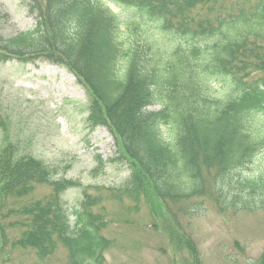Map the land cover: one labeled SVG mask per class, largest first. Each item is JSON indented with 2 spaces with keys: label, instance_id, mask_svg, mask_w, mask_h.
Listing matches in <instances>:
<instances>
[{
  "label": "trees",
  "instance_id": "16d2710c",
  "mask_svg": "<svg viewBox=\"0 0 264 264\" xmlns=\"http://www.w3.org/2000/svg\"><path fill=\"white\" fill-rule=\"evenodd\" d=\"M111 1L133 13L122 19L105 0H29L35 27L0 33V60L43 57L78 76L88 121L109 128L131 167L120 185L84 187L70 212L63 192L77 182L5 141L1 264L29 251L44 261L59 247L62 264H105L115 242L104 229L120 220L106 202L139 211L143 199L154 226L169 218L167 264H204L190 224L205 201L220 212L264 208V174H241L264 150V0ZM255 261L264 264V248Z\"/></svg>",
  "mask_w": 264,
  "mask_h": 264
},
{
  "label": "rangeland",
  "instance_id": "374dc122",
  "mask_svg": "<svg viewBox=\"0 0 264 264\" xmlns=\"http://www.w3.org/2000/svg\"><path fill=\"white\" fill-rule=\"evenodd\" d=\"M105 1L122 19L133 13L126 6ZM37 21L38 12L30 8L29 0H0L2 35L30 30ZM90 100L84 84L63 63L43 57L35 61L16 57L0 60V114L6 120L5 126L0 125V148L10 139L20 153L32 154L55 168L53 177L73 178L77 184L63 192L70 212L82 199L84 187L95 194L104 190L100 186L124 183L131 172L109 128L88 121ZM159 107L158 102L149 106ZM262 114L260 118H264ZM241 174H264V150L253 156ZM40 189L49 192L48 186ZM143 202L139 211H131L128 201L106 202L108 216H119L120 220L104 229L115 242L106 251L105 264L168 263L169 254H161L159 247L170 235L169 218L161 217L159 209L158 226H154L151 220L155 218L149 212L152 203L148 199ZM204 206L190 224L204 264H256L264 248V208L220 212L209 201ZM71 220H75L73 214ZM66 254V249L59 247L42 261L29 251L14 256V262L62 264Z\"/></svg>",
  "mask_w": 264,
  "mask_h": 264
}]
</instances>
